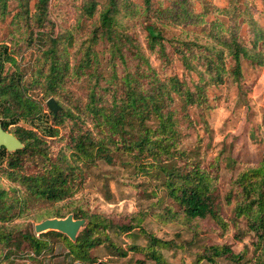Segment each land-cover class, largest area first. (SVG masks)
<instances>
[{"label": "trees", "instance_id": "16d2710c", "mask_svg": "<svg viewBox=\"0 0 264 264\" xmlns=\"http://www.w3.org/2000/svg\"><path fill=\"white\" fill-rule=\"evenodd\" d=\"M143 1L138 10L136 0H89L82 18L90 20V29L72 55L75 39L58 33L53 20L64 12V0H0V28L9 27L0 37V124L25 145L13 153L0 150V264L36 260L53 252L56 241L72 256L68 264H98L92 251L103 244L122 257L141 255L135 264H171L162 251L184 246L143 231L140 214L119 216V223L115 215L76 207L75 218L87 220L76 242L55 231L38 236L32 223H19L31 203L67 202L80 192L88 178L84 168L121 159L134 161L140 172H157L159 189L188 220L211 218L222 232L231 223L241 230L243 222L257 238L251 256L248 247L236 253L228 244H213L205 246L200 261L264 264V149L262 159L244 165L223 190L220 159L197 161L182 149L178 131L186 119L195 124L192 110L208 105L211 87L241 84L244 61L264 68V24L240 0L226 7L205 3L194 14ZM122 16L141 19L143 41ZM182 18L185 29L170 33L168 26ZM178 62L182 76L170 73ZM51 98L61 106L58 113L45 105ZM2 178L16 187L5 188ZM224 204L235 206L232 219ZM67 216L58 209L54 217ZM138 228L146 246L120 248L108 233Z\"/></svg>", "mask_w": 264, "mask_h": 264}, {"label": "rangeland", "instance_id": "374dc122", "mask_svg": "<svg viewBox=\"0 0 264 264\" xmlns=\"http://www.w3.org/2000/svg\"><path fill=\"white\" fill-rule=\"evenodd\" d=\"M136 1L138 10H142L144 1ZM230 1L152 0L156 7L170 8L172 12L182 14L185 13L186 8L192 10L193 14L201 13V8L205 3L228 6ZM240 1L251 6L259 22L264 24V0ZM64 2L66 4L64 12L53 16V20L57 23L58 33L68 32L75 39L74 47L70 49L74 55L84 35L90 29V20L82 18L84 6L89 5L90 2L89 0H64ZM183 2L186 3L182 4ZM99 7V9L103 8L101 4ZM121 20L135 31L141 41L144 40L146 32L141 19L122 16ZM181 21V23L175 21L172 28L168 26L169 32L180 33L184 30L183 24L186 23V19L182 18ZM191 26H187L191 33L202 34V29L192 30ZM7 29H9L7 24H3L0 28L1 39H4ZM243 33H246V29ZM65 41L68 43V40ZM26 58L32 60L34 54H29ZM153 62L156 66L158 65L155 60ZM182 69V63L178 62L170 73L174 71L182 76ZM242 73L240 85L231 83L211 87L208 90V105L192 110V119L195 124L192 125L186 119L178 127L182 137V149L190 151L197 161L206 165L220 159L219 163L215 164L221 168L223 190L228 189L229 181L236 178L237 172L242 170L244 165L259 162L264 149V68L253 67L250 62L244 61ZM20 125L29 127L25 123ZM127 160L125 162L121 159L116 165H108L100 161L90 166L89 169L84 168L88 178L80 192L67 202L51 204L45 200H39L31 203L28 213L19 220V223L25 221L32 223L35 232V225L46 219L57 218L54 216L58 209L74 215L72 211L76 207H83L91 213L115 215L119 223H121L119 216L140 214L144 217L141 225L143 231L162 240H174L184 246L182 249L162 251L166 260L171 264H212L206 260L200 261L199 255L203 253L206 245L213 244H228L236 253H241L248 247L250 256L254 253L256 249L254 243L257 238L254 234L247 232L243 222L239 226L241 230L235 229L231 223L230 230L222 232L220 226L211 218L188 220L177 204L166 197L164 190L159 189L160 181L155 177L157 172L154 170L140 172L134 161L129 159L127 162ZM231 161L232 165L229 166ZM1 181L7 189L16 187L6 178H2ZM234 207V205L224 204L223 209L228 220L235 215ZM108 233L120 248L127 249L134 244L141 246L148 244L139 228L131 234H119L116 229L109 230ZM238 235L242 236V241L236 238ZM68 253L63 243L56 241L53 252L36 260L24 259L19 264H68L72 259ZM92 256L96 257L99 263L106 264H135L137 259L142 258L134 252H129L127 257H122L118 250L108 244L94 249ZM217 264L234 263L220 258Z\"/></svg>", "mask_w": 264, "mask_h": 264}, {"label": "water", "instance_id": "95a60500", "mask_svg": "<svg viewBox=\"0 0 264 264\" xmlns=\"http://www.w3.org/2000/svg\"><path fill=\"white\" fill-rule=\"evenodd\" d=\"M47 106L53 113H58L61 106L55 99L51 98L47 102ZM5 148L8 152H16L23 150L25 145L13 133L6 131L3 125L0 124V150ZM87 225V220L76 219L74 215H69L66 218H52L46 219L41 223L35 225V233L39 236L51 231L59 232L71 241L76 242L82 229ZM106 264V263H100Z\"/></svg>", "mask_w": 264, "mask_h": 264}, {"label": "crops", "instance_id": "0c3cea01", "mask_svg": "<svg viewBox=\"0 0 264 264\" xmlns=\"http://www.w3.org/2000/svg\"><path fill=\"white\" fill-rule=\"evenodd\" d=\"M161 1H168V0H161ZM212 1V0H211ZM218 6H220V7H226V6H224V5H218Z\"/></svg>", "mask_w": 264, "mask_h": 264}]
</instances>
